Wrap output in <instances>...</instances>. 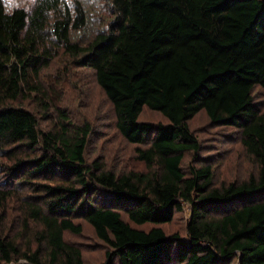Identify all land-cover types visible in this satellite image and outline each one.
Masks as SVG:
<instances>
[{"label": "trees", "instance_id": "1", "mask_svg": "<svg viewBox=\"0 0 264 264\" xmlns=\"http://www.w3.org/2000/svg\"><path fill=\"white\" fill-rule=\"evenodd\" d=\"M0 264H264V0H0Z\"/></svg>", "mask_w": 264, "mask_h": 264}, {"label": "rangeland", "instance_id": "2", "mask_svg": "<svg viewBox=\"0 0 264 264\" xmlns=\"http://www.w3.org/2000/svg\"><path fill=\"white\" fill-rule=\"evenodd\" d=\"M195 125V121H190V127L193 128Z\"/></svg>", "mask_w": 264, "mask_h": 264}]
</instances>
